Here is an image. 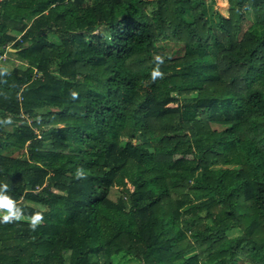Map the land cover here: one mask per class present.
<instances>
[{
	"label": "trees",
	"instance_id": "trees-1",
	"mask_svg": "<svg viewBox=\"0 0 264 264\" xmlns=\"http://www.w3.org/2000/svg\"><path fill=\"white\" fill-rule=\"evenodd\" d=\"M215 1L0 0V264H264V0Z\"/></svg>",
	"mask_w": 264,
	"mask_h": 264
},
{
	"label": "clouds",
	"instance_id": "clouds-1",
	"mask_svg": "<svg viewBox=\"0 0 264 264\" xmlns=\"http://www.w3.org/2000/svg\"><path fill=\"white\" fill-rule=\"evenodd\" d=\"M157 63V68L153 69L151 72V78L155 80L158 77L162 76V73L159 71L158 65L163 62V59L160 56L155 57ZM78 93L73 91L71 97L73 100H76ZM7 185H0V210H6V212L0 214V221L8 222L12 219L19 220L22 216V210L15 204V201L6 194ZM43 217L40 212H35L30 218V227L34 230L37 225L42 221Z\"/></svg>",
	"mask_w": 264,
	"mask_h": 264
},
{
	"label": "rangeland",
	"instance_id": "rangeland-1",
	"mask_svg": "<svg viewBox=\"0 0 264 264\" xmlns=\"http://www.w3.org/2000/svg\"><path fill=\"white\" fill-rule=\"evenodd\" d=\"M208 3H211L212 0H206ZM215 7L224 15H227L228 13V8H229V4L226 0H216L215 1ZM249 19L252 21L253 20V15L250 13L249 14ZM17 67H21L23 68L24 66L22 65V63H20L15 56H11V55H6V59L2 62H0V68L1 69H5V70H13V69H16ZM118 194H119V191L116 190L114 191V193L112 194V198L113 199H117L118 198ZM33 206H37L35 204H33ZM39 207V206H38ZM6 212V210H1L0 211V214ZM22 220V219H21ZM228 235L231 237V238H234V237H238L241 235L240 232L238 231H232L230 233H228Z\"/></svg>",
	"mask_w": 264,
	"mask_h": 264
},
{
	"label": "built area",
	"instance_id": "built-area-1",
	"mask_svg": "<svg viewBox=\"0 0 264 264\" xmlns=\"http://www.w3.org/2000/svg\"><path fill=\"white\" fill-rule=\"evenodd\" d=\"M2 61H4L6 59V53L2 56Z\"/></svg>",
	"mask_w": 264,
	"mask_h": 264
}]
</instances>
